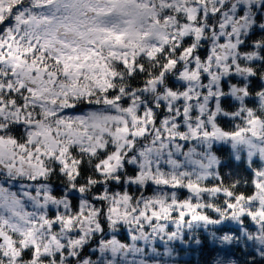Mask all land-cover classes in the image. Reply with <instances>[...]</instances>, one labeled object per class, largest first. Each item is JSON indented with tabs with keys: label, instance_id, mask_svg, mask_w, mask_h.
Listing matches in <instances>:
<instances>
[{
	"label": "snow or ice",
	"instance_id": "6c2138e0",
	"mask_svg": "<svg viewBox=\"0 0 264 264\" xmlns=\"http://www.w3.org/2000/svg\"><path fill=\"white\" fill-rule=\"evenodd\" d=\"M181 252L264 264V0H0V264Z\"/></svg>",
	"mask_w": 264,
	"mask_h": 264
},
{
	"label": "trees",
	"instance_id": "16d2710c",
	"mask_svg": "<svg viewBox=\"0 0 264 264\" xmlns=\"http://www.w3.org/2000/svg\"><path fill=\"white\" fill-rule=\"evenodd\" d=\"M227 148L224 149V152L227 153ZM233 167L239 171H243L242 165L238 164L237 162H233ZM192 264H200V254L197 252L192 255Z\"/></svg>",
	"mask_w": 264,
	"mask_h": 264
},
{
	"label": "rangeland",
	"instance_id": "374dc122",
	"mask_svg": "<svg viewBox=\"0 0 264 264\" xmlns=\"http://www.w3.org/2000/svg\"><path fill=\"white\" fill-rule=\"evenodd\" d=\"M192 255H193V253L181 252V257L183 258V260H191L192 259Z\"/></svg>",
	"mask_w": 264,
	"mask_h": 264
}]
</instances>
